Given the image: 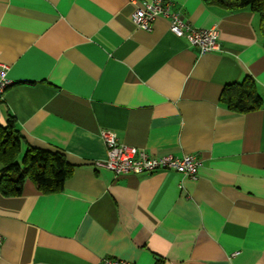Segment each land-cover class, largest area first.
Segmentation results:
<instances>
[{
    "label": "crops",
    "instance_id": "1",
    "mask_svg": "<svg viewBox=\"0 0 264 264\" xmlns=\"http://www.w3.org/2000/svg\"><path fill=\"white\" fill-rule=\"evenodd\" d=\"M151 1L0 0L12 82L0 125L14 116L30 146L73 167L62 192L28 180L19 196L0 193V264H264V18L169 0L195 29L218 31L219 49L202 54L166 18L134 24ZM246 77L262 107L244 114L220 97ZM102 130L150 155H195L198 176H116L96 165Z\"/></svg>",
    "mask_w": 264,
    "mask_h": 264
},
{
    "label": "trees",
    "instance_id": "2",
    "mask_svg": "<svg viewBox=\"0 0 264 264\" xmlns=\"http://www.w3.org/2000/svg\"><path fill=\"white\" fill-rule=\"evenodd\" d=\"M203 1L208 6L228 10L249 7L264 18V0ZM220 102L228 109L244 114L259 111L262 107V98L251 77H246L242 83L226 86ZM0 163L4 166L0 175V193L7 197L21 195L28 180L35 183L44 194L62 192L73 173V167L63 153L30 146L12 115H8L6 125H0Z\"/></svg>",
    "mask_w": 264,
    "mask_h": 264
},
{
    "label": "built area",
    "instance_id": "3",
    "mask_svg": "<svg viewBox=\"0 0 264 264\" xmlns=\"http://www.w3.org/2000/svg\"><path fill=\"white\" fill-rule=\"evenodd\" d=\"M132 1L135 2V0ZM160 17L169 20L172 33L177 37L186 38L202 54L219 49V35L216 29H195L182 20L178 12L172 10V3L169 0H153L137 7L132 20L139 29L150 31L152 23ZM8 71L9 66L0 63V99L12 84L8 78ZM101 138L106 146V158L103 161H97L96 165L108 169L116 176L152 174L158 171H175L192 179L198 176L201 163L195 155H186L181 158L174 155H150L146 150L121 143L112 130H102ZM2 243L3 238L0 235V246ZM103 264L134 263L106 259Z\"/></svg>",
    "mask_w": 264,
    "mask_h": 264
},
{
    "label": "rangeland",
    "instance_id": "4",
    "mask_svg": "<svg viewBox=\"0 0 264 264\" xmlns=\"http://www.w3.org/2000/svg\"><path fill=\"white\" fill-rule=\"evenodd\" d=\"M20 163L22 162V158L20 157V161H19Z\"/></svg>",
    "mask_w": 264,
    "mask_h": 264
}]
</instances>
